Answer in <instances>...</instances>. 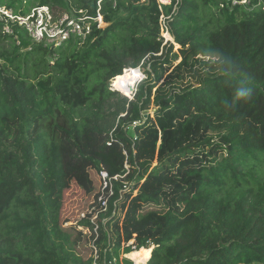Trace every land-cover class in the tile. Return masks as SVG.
<instances>
[{
	"label": "trees",
	"instance_id": "1",
	"mask_svg": "<svg viewBox=\"0 0 264 264\" xmlns=\"http://www.w3.org/2000/svg\"><path fill=\"white\" fill-rule=\"evenodd\" d=\"M97 3L0 0L22 14ZM163 10L167 44L156 0H102L107 25L60 46L18 45L0 21V264H93L94 246L102 264L131 239L144 264H264V1ZM147 58L121 97L113 79ZM102 169L120 175L106 211Z\"/></svg>",
	"mask_w": 264,
	"mask_h": 264
},
{
	"label": "built area",
	"instance_id": "2",
	"mask_svg": "<svg viewBox=\"0 0 264 264\" xmlns=\"http://www.w3.org/2000/svg\"><path fill=\"white\" fill-rule=\"evenodd\" d=\"M101 1L102 0H98L97 3L98 7L96 10V14L92 16L88 15L86 11H82V10L78 12L64 11L61 13H55L47 5L34 7L29 13L22 14L19 12H15L10 7H7L5 5H0V21L2 23V31L7 35L12 36L18 45L21 44L23 38L30 39L32 43L45 44L46 46L63 45L73 35L85 39L87 36L91 34L94 24H97V26L100 28L106 26V23L104 22L103 19V14L101 12ZM132 1H135L138 4H146L152 0H132ZM156 1H158L159 8L161 10L160 34L164 39L163 43L167 44L169 41H172L173 39L169 29L170 16L165 15L163 6L169 4L171 0H156ZM227 1L231 2L232 5L242 4L247 6H256L262 4L264 0H227ZM137 69H138V78L134 87L137 86L139 82H141L146 78V75L141 72L139 66ZM133 89L135 91L136 88ZM134 91L132 90V94H134ZM126 167L128 168L127 164ZM101 176L104 181V186H103L104 192L99 197V202L101 203V208L99 210L106 211L108 196L112 194L113 180H117L120 177V175H116L112 177L108 174L106 170L102 169ZM82 216H84V214ZM95 217H97V215ZM97 228L98 226L95 227L96 231ZM128 246L132 247V252L138 250L134 243V239H131L127 242H123L121 245L119 256L115 255V251L111 247L108 249V253L110 254V257L109 256L107 257L105 255L102 264H128L126 263L127 262L126 259L131 261V264H144V263H137L134 259L128 256L129 253H125L124 250ZM91 256L93 258V264H101L100 251L96 246H94V251ZM149 259L145 264H148Z\"/></svg>",
	"mask_w": 264,
	"mask_h": 264
},
{
	"label": "rangeland",
	"instance_id": "3",
	"mask_svg": "<svg viewBox=\"0 0 264 264\" xmlns=\"http://www.w3.org/2000/svg\"><path fill=\"white\" fill-rule=\"evenodd\" d=\"M106 25H107V23H106ZM172 39H173V37H172ZM174 41V39L172 40V41H169V42H173ZM178 48H179V46H177V45H175V47H174V51H177L178 50ZM161 54V53H160ZM148 60H149V58H147L140 66H139V68H140V70H141V72L143 73V74H145L146 75V70H148L149 68H150V63L148 62ZM178 60H180V58H178ZM138 68V67H137ZM136 68V69H137ZM126 69H129V68H126ZM114 80V79H113ZM134 81H135V79L133 80V81H131L130 83H128V84H126L125 86H123L122 88H118L119 90V93H120V95H121V97L123 96H126V97H129V98H132V96H133V94H132V90L134 91V89L133 88H136V86L134 87ZM156 106L152 103L151 105H150V113L151 114H153L154 113V111H155V108ZM73 189V191H75V190H77L75 187H73L72 188ZM153 247H154V245H150V249H151V253H152V250H153ZM141 250V249H140ZM139 250V251H140ZM138 252V251H137ZM136 252V253H137ZM137 263H140L139 261H141V260H139V258L137 257V258H135L134 259ZM127 263V262H126Z\"/></svg>",
	"mask_w": 264,
	"mask_h": 264
},
{
	"label": "bare ground",
	"instance_id": "4",
	"mask_svg": "<svg viewBox=\"0 0 264 264\" xmlns=\"http://www.w3.org/2000/svg\"><path fill=\"white\" fill-rule=\"evenodd\" d=\"M169 36V35H167ZM138 78V69H125L123 71V74L118 75L114 80H113V86H115L116 88L119 87H123L126 84L130 83L131 81H134V85L137 81ZM137 251L131 252L128 254L129 257H131L132 253H136ZM132 259H134L133 257H131ZM148 261V260H147Z\"/></svg>",
	"mask_w": 264,
	"mask_h": 264
},
{
	"label": "clouds",
	"instance_id": "5",
	"mask_svg": "<svg viewBox=\"0 0 264 264\" xmlns=\"http://www.w3.org/2000/svg\"><path fill=\"white\" fill-rule=\"evenodd\" d=\"M225 63H228V61H225ZM233 96L236 100H246L251 97V88L244 84H241L234 90Z\"/></svg>",
	"mask_w": 264,
	"mask_h": 264
}]
</instances>
